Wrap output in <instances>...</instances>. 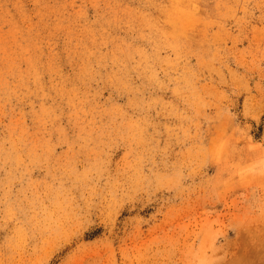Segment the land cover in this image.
Masks as SVG:
<instances>
[{
	"label": "rangeland",
	"instance_id": "374dc122",
	"mask_svg": "<svg viewBox=\"0 0 264 264\" xmlns=\"http://www.w3.org/2000/svg\"><path fill=\"white\" fill-rule=\"evenodd\" d=\"M0 264H264V0H0Z\"/></svg>",
	"mask_w": 264,
	"mask_h": 264
}]
</instances>
